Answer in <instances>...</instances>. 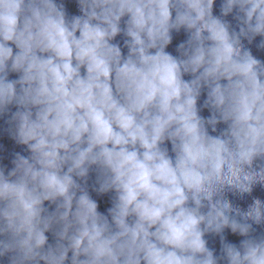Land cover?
Masks as SVG:
<instances>
[{"label":"clouds","instance_id":"obj_1","mask_svg":"<svg viewBox=\"0 0 264 264\" xmlns=\"http://www.w3.org/2000/svg\"><path fill=\"white\" fill-rule=\"evenodd\" d=\"M75 4L0 0V264H264V0Z\"/></svg>","mask_w":264,"mask_h":264}]
</instances>
